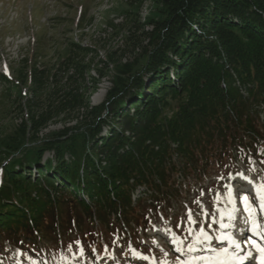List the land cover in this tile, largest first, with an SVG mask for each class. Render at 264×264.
<instances>
[{"label": "trees", "instance_id": "obj_1", "mask_svg": "<svg viewBox=\"0 0 264 264\" xmlns=\"http://www.w3.org/2000/svg\"><path fill=\"white\" fill-rule=\"evenodd\" d=\"M161 4L142 72L110 64L102 104L80 93L94 47L69 42L53 66L24 56L11 80L0 74L21 117L0 136V235L13 244L56 243L89 223L105 233L121 219L135 234L147 201L178 202L230 150L264 144V0ZM52 119L75 123L39 136Z\"/></svg>", "mask_w": 264, "mask_h": 264}, {"label": "rangeland", "instance_id": "obj_2", "mask_svg": "<svg viewBox=\"0 0 264 264\" xmlns=\"http://www.w3.org/2000/svg\"><path fill=\"white\" fill-rule=\"evenodd\" d=\"M161 3L162 0H0V74L10 76L24 56L37 58L38 65L53 66L69 54V42L90 44L96 49V56H86L88 69L80 83V93L84 94L87 107L102 104L112 85L113 66L134 62L135 74L142 72L143 51L151 49L144 35L152 28L151 20H157ZM99 59L103 63L98 64ZM97 67L102 70L101 75L95 71ZM3 93L4 84L0 82V136L10 132L21 118L14 110V94L8 97ZM74 123L75 120L52 119L38 134L45 136ZM238 151L240 149L230 150L233 159L227 165L213 163V169L207 171L210 176H205L201 186L191 184L183 199L178 202L170 199V207H163V201L160 204L147 201L146 208L138 214L140 229L132 240L126 232L117 235L115 230L111 234L113 238L106 239L107 234L99 226L89 223L91 229L84 228L85 232L78 231L76 236H71L67 242L68 251L64 245L60 252L59 247L41 244L34 249L38 250L37 254L23 248L27 254L23 256L19 248L4 241L0 243V251L6 253L7 258L2 264H162L164 261L167 264H205L210 257L223 253V243L216 241L221 234L214 232L220 223L244 225L248 213L244 211L241 195L249 197L257 221L258 218L263 220L257 191L264 194V187H261L264 185V159L261 156L250 158ZM133 195L137 197L138 194ZM133 195L132 201H137ZM232 209L239 211L235 221L230 222L227 213ZM200 228L213 238L211 245L200 246L196 242ZM234 229L237 231V227ZM260 230L263 232L264 228ZM173 235L183 241L180 245L183 252L175 251ZM102 240L113 246L109 253L100 246ZM189 246L195 250L187 251Z\"/></svg>", "mask_w": 264, "mask_h": 264}, {"label": "snow or ice", "instance_id": "obj_3", "mask_svg": "<svg viewBox=\"0 0 264 264\" xmlns=\"http://www.w3.org/2000/svg\"><path fill=\"white\" fill-rule=\"evenodd\" d=\"M261 187H264V185H262ZM257 195L261 201L260 203V211L264 212V194H262L259 190L257 191ZM240 200L241 202L244 203L245 207H244V211L248 213L247 218L244 219V224H249V222L251 221V226H250V231H252L253 233H255L256 235H260L262 239H264V235L261 234L259 228L260 225L258 224V221L256 219V215L255 212L256 210L254 209L252 203L249 201V197L247 195H241L240 196ZM239 211V209H233V212L231 214H229V220L230 221H235L236 219V213ZM189 215V219L192 220V214L191 212L188 213ZM193 223H195V221H192ZM211 225H209L210 227ZM220 228L223 229H234L236 228L235 223H220ZM239 233L241 235H243L246 231V229H244L243 227H241L240 229H238ZM189 234L191 235V230L189 231ZM212 237L207 233V231L204 228H200L199 229V233L197 235L196 238V242L199 244H211L212 241ZM217 240H219L221 243H223L224 241H228L229 244L231 246H233L236 249L241 248V244L242 242L238 239H236L234 236H232L230 233L229 234H222L219 237H216ZM172 243L175 245V251L177 252H183L184 248H182L180 245H182L183 241L179 238L176 237L175 235H173L172 237ZM253 244H255V241H252ZM195 248L192 246H189L187 251L191 252L194 251ZM213 251H216L215 249H212ZM257 250L261 253V264H264V247H260L259 245H257ZM223 254L228 253V248H224L223 250ZM140 258L142 259H147V257L145 256H140ZM251 254H249L248 257H240L241 260L243 259H251ZM162 264H167L166 261L162 262ZM221 264H223V262H221Z\"/></svg>", "mask_w": 264, "mask_h": 264}, {"label": "bare ground", "instance_id": "obj_4", "mask_svg": "<svg viewBox=\"0 0 264 264\" xmlns=\"http://www.w3.org/2000/svg\"><path fill=\"white\" fill-rule=\"evenodd\" d=\"M97 98V97H96ZM236 224V223H235ZM244 229H246L245 233H247V228L244 227ZM226 230H230V229H226Z\"/></svg>", "mask_w": 264, "mask_h": 264}]
</instances>
